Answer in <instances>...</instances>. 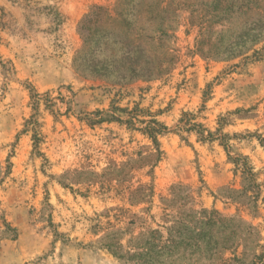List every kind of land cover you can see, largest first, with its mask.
<instances>
[{
    "label": "rangeland",
    "instance_id": "1",
    "mask_svg": "<svg viewBox=\"0 0 264 264\" xmlns=\"http://www.w3.org/2000/svg\"><path fill=\"white\" fill-rule=\"evenodd\" d=\"M171 1L167 69L113 85L73 59L116 0H0V264H264V0Z\"/></svg>",
    "mask_w": 264,
    "mask_h": 264
},
{
    "label": "trees",
    "instance_id": "2",
    "mask_svg": "<svg viewBox=\"0 0 264 264\" xmlns=\"http://www.w3.org/2000/svg\"><path fill=\"white\" fill-rule=\"evenodd\" d=\"M235 1L241 8L254 3ZM171 4V0H116L111 7L93 6L79 24L82 47L73 59L75 70L113 85L152 80L163 74L167 67L161 57L167 56L168 32L175 22ZM156 124L159 129L147 127V133L157 147L158 131L164 127ZM221 228L210 218L204 223L199 245L210 244Z\"/></svg>",
    "mask_w": 264,
    "mask_h": 264
}]
</instances>
